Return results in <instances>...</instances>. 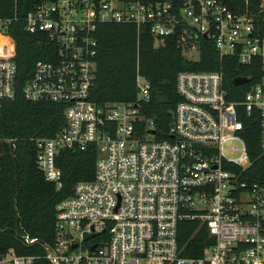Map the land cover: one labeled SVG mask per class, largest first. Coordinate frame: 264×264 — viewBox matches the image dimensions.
Instances as JSON below:
<instances>
[{
  "label": "built area",
  "instance_id": "obj_1",
  "mask_svg": "<svg viewBox=\"0 0 264 264\" xmlns=\"http://www.w3.org/2000/svg\"><path fill=\"white\" fill-rule=\"evenodd\" d=\"M17 0H13L16 11ZM16 12L12 20H16ZM11 19H0V30ZM103 24L145 28L159 41L177 36L182 54L199 58L200 38L220 60L233 58L257 75L241 105L259 116L264 153V30L247 14L220 0H33L23 29L46 37L49 61L35 62L22 88L24 99L64 107V126L52 137L31 138L34 162L44 180L61 187L56 158L61 150L96 155L94 178L79 182L55 208L54 239L43 246L49 264H264V187L240 182L249 165L235 102L227 99L223 72L182 71L168 138H157L141 104L90 100L96 71L95 33ZM9 46V44H8ZM11 53L0 58V102L15 97L17 68ZM137 100L149 83L135 74ZM139 95L141 98H139ZM17 139L0 137L16 149ZM1 154V153H0ZM1 156V155H0ZM182 222L204 227L213 243L200 257H184ZM90 236L85 239V236ZM24 243L34 239L24 236ZM13 250L0 264H34Z\"/></svg>",
  "mask_w": 264,
  "mask_h": 264
},
{
  "label": "trees",
  "instance_id": "obj_2",
  "mask_svg": "<svg viewBox=\"0 0 264 264\" xmlns=\"http://www.w3.org/2000/svg\"><path fill=\"white\" fill-rule=\"evenodd\" d=\"M231 11L251 16L264 30V0H220ZM33 0H0V19H11L4 27L6 40L13 46V60L17 74L15 97L0 102V137L17 139L16 149L0 145V254L13 250L18 256L35 257L34 264H49L44 260L43 246L54 239L56 206L72 195L79 182L93 180L96 155L93 147L86 150H61L56 166L61 174V187L44 180L34 162L31 138L52 137L64 126V107L48 102L24 99L22 88L31 77L36 61L51 60L54 47L42 35H30L23 29V17L32 8ZM16 12L17 19L12 20ZM95 38L96 71L90 100L97 105L106 103L141 104V113L154 123L157 138H168L172 112L179 97L176 76L182 71H222L227 99L238 104V120L242 124L240 136L246 143L249 165L234 169L240 182L264 187V153L260 147L259 116L247 113L241 105L247 86H234L233 80L247 77L250 84L257 75L250 68L241 67L233 58L219 59L212 43L200 38L199 58L188 60L182 54L177 36L155 41L145 28L138 36L128 24L98 26ZM149 83L147 100H137L136 69ZM24 236L35 240L24 243ZM178 243L184 257H200L205 247L213 243L206 229L195 222H182Z\"/></svg>",
  "mask_w": 264,
  "mask_h": 264
},
{
  "label": "rangeland",
  "instance_id": "obj_3",
  "mask_svg": "<svg viewBox=\"0 0 264 264\" xmlns=\"http://www.w3.org/2000/svg\"><path fill=\"white\" fill-rule=\"evenodd\" d=\"M11 53V47L8 46L6 40L4 39V33L0 30V58L6 57ZM183 56L188 60H197V55H193L192 57L183 53ZM139 98L141 96L139 95Z\"/></svg>",
  "mask_w": 264,
  "mask_h": 264
},
{
  "label": "water",
  "instance_id": "obj_4",
  "mask_svg": "<svg viewBox=\"0 0 264 264\" xmlns=\"http://www.w3.org/2000/svg\"><path fill=\"white\" fill-rule=\"evenodd\" d=\"M249 82V79L245 78V77H239L233 80V85L238 87V86H242L245 85ZM90 236H85V239L89 238Z\"/></svg>",
  "mask_w": 264,
  "mask_h": 264
}]
</instances>
